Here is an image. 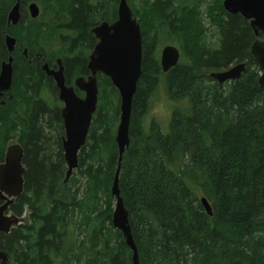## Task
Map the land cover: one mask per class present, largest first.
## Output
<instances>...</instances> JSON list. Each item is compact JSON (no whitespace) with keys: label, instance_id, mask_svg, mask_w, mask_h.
Returning a JSON list of instances; mask_svg holds the SVG:
<instances>
[{"label":"trees","instance_id":"trees-1","mask_svg":"<svg viewBox=\"0 0 264 264\" xmlns=\"http://www.w3.org/2000/svg\"><path fill=\"white\" fill-rule=\"evenodd\" d=\"M31 1L39 6L35 18L26 8ZM118 1L20 0L19 21L7 26L15 0H0V60L7 57L6 27L16 38L12 97L0 103V162L16 139L24 151V184L9 210L27 211L21 223L0 232L7 264H133L111 222L118 92L97 73V108L78 166L65 181L58 101L43 97L54 87L40 69L42 57L51 63L59 56L68 81L86 75L96 42L90 30L116 19ZM127 3L141 29L142 71L117 184L139 263L264 264V88L257 84L248 21L226 12L222 0ZM165 42L178 46L180 58L163 72L157 48ZM240 62L245 68L236 79L218 83L208 75ZM161 82L171 100L188 104L186 112L172 110L165 132L154 121L141 123Z\"/></svg>","mask_w":264,"mask_h":264},{"label":"water","instance_id":"water-1","mask_svg":"<svg viewBox=\"0 0 264 264\" xmlns=\"http://www.w3.org/2000/svg\"><path fill=\"white\" fill-rule=\"evenodd\" d=\"M222 6L230 14H240L248 21L255 39L250 45V53L256 61L260 72L257 84L264 88V40L258 37L264 33V0H222ZM31 18L39 15V6L31 1L27 5ZM117 16L112 22L100 21L91 28L96 42L90 51L86 63L89 74L79 76L74 80V86L83 92L78 96L74 86H67L63 76V66L58 58L57 70L48 68L43 62L42 69L47 76H51L58 89V98L62 103L60 117L63 123L64 135L62 136V151L66 163V181L78 166V152L86 141L93 114L97 108L98 83L97 73L109 78L112 86L119 95V118L115 130V142L118 150V164L111 185V195L114 198V209L111 222L118 229L132 252L133 264H140L137 250L131 234L127 210L124 207L118 188V174L120 161L125 149L129 146V124L131 116L132 98L136 90L138 79L141 75L142 61V35L136 17L127 0H119ZM20 18V0L10 8L7 15V26L16 25ZM1 35V33H0ZM3 42L8 53L7 61L0 64V95L8 91L12 82V56L16 38L8 33L7 27L2 32ZM27 48L23 49L26 55ZM180 58L179 49L171 44L161 47L159 62L163 72L174 67ZM245 68V63L234 64L227 69L211 71L209 77L218 83L236 79ZM24 151L20 143L13 142L6 146L3 161L0 162V232L8 233L10 229L23 221V216L11 213L10 204L22 193ZM200 202L206 212L211 215L212 210L205 197ZM8 263V253L0 249V264Z\"/></svg>","mask_w":264,"mask_h":264},{"label":"rangeland","instance_id":"rangeland-1","mask_svg":"<svg viewBox=\"0 0 264 264\" xmlns=\"http://www.w3.org/2000/svg\"><path fill=\"white\" fill-rule=\"evenodd\" d=\"M166 44L172 45V43H166V42L163 43L162 45H160L157 48L158 57L160 55L161 47L166 45ZM173 45L177 46L175 44H173ZM53 61H54V59H53ZM161 79H163V78H161ZM51 92L52 91L47 89V90H44L42 93L43 97L48 102L53 101V98L51 95L53 92L52 93ZM61 105H62V103L58 102V106L61 107ZM186 107L188 108V104L186 106L185 101H181V100L173 101V100H171L169 98V95L167 93V90H166L164 84L161 82L149 100L148 109L145 112V114L142 116L141 123L143 126H148L152 121H154V122L158 123L159 126L161 127V129L165 132V131H167L168 126H169V120L171 117L172 110L176 109V110H179L181 112H186V110H185V109H187ZM115 127H116V125H115ZM13 142H17V140L16 139L9 140L8 144L13 143ZM22 216L24 219V217L27 216V211H25L22 214Z\"/></svg>","mask_w":264,"mask_h":264},{"label":"flooded vegetation","instance_id":"flooded-vegetation-1","mask_svg":"<svg viewBox=\"0 0 264 264\" xmlns=\"http://www.w3.org/2000/svg\"><path fill=\"white\" fill-rule=\"evenodd\" d=\"M29 3V2H28ZM28 3L26 4V8H27V5H28ZM38 5V4H37ZM28 11V10H27ZM91 31V30H90ZM3 39V38H2ZM15 46H16V44H15ZM25 47H23L22 48V54H23V49H24ZM93 48V47H92ZM14 49H15V47H14ZM5 50H6V48H5ZM92 50V49H91ZM90 50V51H91ZM14 51V50H13ZM13 51H12V53H11V56H12V58H13ZM6 53H7V51H6ZM90 53V52H89ZM89 55V54H88ZM25 56H27V53H26V55ZM7 57H8V53H7ZM7 57H6V59H3V60H0V64H1V62L2 61H7ZM58 58H60L61 59V64H62V66H63V76H64V79H65V84L67 85V86H74V80L77 78V77H79V76H83V77H86L88 74H89V71H88V73L86 74V75H77V76H74V77H72L71 79H70V81H68L67 80V78H66V75H65V67H64V64H63V60H62V58L61 57H55L54 58V61L53 62H51V63H48V61H46L43 57L41 58V63H40V69L43 71V73H44V75L47 77V78H50V80H51V82H52V85H53V87H54V90L52 91V89H48V88H46V89H44V90H50V91H52L51 93V95H52V98L55 100V101H58L59 103H61V101L59 100V98H58V89H57V87H56V85H55V82H54V80H53V78L51 77V76H47V74H46V72L42 69V64H43V62H45V63H47V66H48V68L49 69H51V70H57L58 69V64H57V59ZM87 59H88V56H87ZM12 83H13V60H12V82H11V86H10V89L8 90V91H5V92H3V94L2 95H0V97H1V100H0V103L1 104H4L5 103V100L4 99H2V98H8V99H11V97H12V94H11V87H12ZM98 83V82H97ZM74 89H75V92H76V94L78 95V96H83L84 94H83V92L82 91H80V90H78L77 88H75V86H74ZM43 90V91H44ZM42 91V92H43ZM61 107H62V105H61ZM61 107H59V114H60V108ZM60 119H61V117H60ZM61 123H62V119H61ZM62 127H63V123H62ZM64 135V134H63ZM22 162H23V160H22ZM66 164V163H65ZM24 165V164H23Z\"/></svg>","mask_w":264,"mask_h":264}]
</instances>
